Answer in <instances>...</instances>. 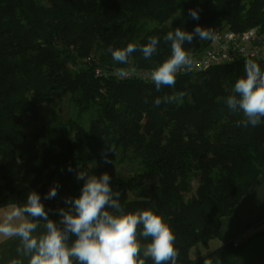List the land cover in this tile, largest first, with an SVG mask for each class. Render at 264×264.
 Segmentation results:
<instances>
[{"label":"trees","instance_id":"obj_1","mask_svg":"<svg viewBox=\"0 0 264 264\" xmlns=\"http://www.w3.org/2000/svg\"><path fill=\"white\" fill-rule=\"evenodd\" d=\"M219 20L234 33L264 34V0H0V209L22 205L35 191L59 224L58 210L84 183L76 171L106 172L126 212L152 210L171 227L177 264H214L244 248L251 237L239 247L233 239L191 256L195 246L220 237L222 218L264 174V122L244 127L238 123L243 114L223 102L245 75V61L264 71V59L240 57L187 71L159 91L138 75L171 55L164 41L169 31L214 29ZM150 37L160 41L150 59L139 49L128 64L112 59L110 47L140 46ZM209 44L194 36L184 48L195 56ZM121 68L136 71L120 78L115 72ZM181 92L171 104H154ZM68 93L81 110L96 104L88 127L69 119L24 131L29 111ZM118 159L132 166L129 175L108 170ZM57 185V196L44 199Z\"/></svg>","mask_w":264,"mask_h":264},{"label":"clouds","instance_id":"obj_2","mask_svg":"<svg viewBox=\"0 0 264 264\" xmlns=\"http://www.w3.org/2000/svg\"><path fill=\"white\" fill-rule=\"evenodd\" d=\"M189 15L199 19L194 9L189 10ZM194 36L204 41L216 38L213 29L199 25L193 32L178 27L164 36L171 55L148 73L157 91L162 86H175L177 73L192 69L194 60L184 44L191 43ZM159 43L156 37H150L147 44L129 43L125 48L110 47L109 52L117 63L128 64L129 56L138 49L145 59H150ZM135 71L121 68L115 75L128 78ZM244 72L223 102L229 112L243 114L239 124L256 127L264 122V71L254 60L247 59ZM184 95L181 92L157 97L154 104H171ZM105 162H111L106 155ZM68 170L73 171L71 167ZM75 175L84 183L78 196L65 199L68 207L58 210L59 224L49 218L35 191L22 205L12 203L2 210L0 237L18 238L17 252L28 259V264H145L148 258L154 264H177L176 237L161 215L148 209L126 212L106 172L97 177L87 170H77ZM57 187L53 186L44 199L55 198ZM11 264L22 262L13 260ZM204 264L212 262L205 259Z\"/></svg>","mask_w":264,"mask_h":264},{"label":"crops","instance_id":"obj_3","mask_svg":"<svg viewBox=\"0 0 264 264\" xmlns=\"http://www.w3.org/2000/svg\"><path fill=\"white\" fill-rule=\"evenodd\" d=\"M6 207L0 209V218ZM243 233L251 237L248 244L239 252L214 264H264V174L253 182L233 213L222 218L220 237L215 239L212 249ZM18 245V238L0 237V264H11L13 260L28 264V259L18 254Z\"/></svg>","mask_w":264,"mask_h":264},{"label":"built area","instance_id":"obj_4","mask_svg":"<svg viewBox=\"0 0 264 264\" xmlns=\"http://www.w3.org/2000/svg\"><path fill=\"white\" fill-rule=\"evenodd\" d=\"M213 31L216 38L210 40L209 46L204 51L192 56L194 64L190 71L205 70L211 66L231 63L240 57L264 59V34L256 29L234 33L227 28L215 27ZM150 70L142 69L138 71V75L150 80L148 78ZM185 72L187 71L181 70L177 75ZM247 239L246 233L241 234L234 239V246L239 247Z\"/></svg>","mask_w":264,"mask_h":264},{"label":"rangeland","instance_id":"obj_5","mask_svg":"<svg viewBox=\"0 0 264 264\" xmlns=\"http://www.w3.org/2000/svg\"><path fill=\"white\" fill-rule=\"evenodd\" d=\"M156 24L157 23L154 22L152 27ZM215 26L223 28V20H219ZM178 94L179 93L176 95ZM73 96V93H68L62 98L52 99L51 101L45 102L37 108V113H35V111H29L24 117V131L29 133L37 124H56L59 121H67L69 119H78L84 126L88 127L90 120L98 114L97 106L94 104L86 110H81L75 105ZM70 135L74 136L72 132ZM120 161L121 160L118 159L116 162H113L112 165L108 167V170L122 176L129 175L132 171V166L128 163L122 164ZM214 243L215 240H212L208 246H205L204 244L195 246L191 252L192 258L207 253L215 246Z\"/></svg>","mask_w":264,"mask_h":264}]
</instances>
